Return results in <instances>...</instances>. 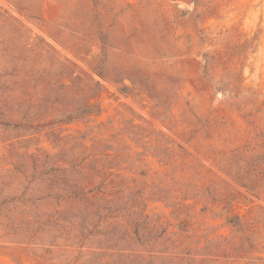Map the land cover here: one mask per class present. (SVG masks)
Instances as JSON below:
<instances>
[{"label":"rangeland","instance_id":"obj_1","mask_svg":"<svg viewBox=\"0 0 264 264\" xmlns=\"http://www.w3.org/2000/svg\"><path fill=\"white\" fill-rule=\"evenodd\" d=\"M0 264H264V0H0Z\"/></svg>","mask_w":264,"mask_h":264}]
</instances>
